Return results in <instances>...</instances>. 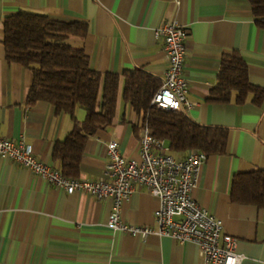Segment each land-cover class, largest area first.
Wrapping results in <instances>:
<instances>
[{"label": "crops", "instance_id": "obj_1", "mask_svg": "<svg viewBox=\"0 0 264 264\" xmlns=\"http://www.w3.org/2000/svg\"><path fill=\"white\" fill-rule=\"evenodd\" d=\"M21 10L85 22L86 35H71L68 42L85 48L93 68L121 74L116 116L90 136L80 163L77 177L91 180L105 176L107 145L115 135L126 157L140 156L146 126L123 99L124 71L143 68L163 83L168 57L156 31L167 21L188 27L184 71L192 105L184 109L193 120L229 132L226 152L207 154L193 194L222 219L223 234L237 238L236 250L244 256L240 264H264V206L233 202L230 193L234 174L264 169V102L211 98L222 58L234 52L247 61L252 82L264 87V28L249 0H0V135L24 138L39 159L61 167L53 149L72 131V116L46 100L28 105L34 71L6 57L3 21ZM76 114L84 120L87 111L79 107ZM112 204L109 197L69 193L0 157V264H206L195 242L155 233L143 240L111 228ZM158 206L159 198L138 186L124 203L123 218L157 228Z\"/></svg>", "mask_w": 264, "mask_h": 264}, {"label": "trees", "instance_id": "obj_2", "mask_svg": "<svg viewBox=\"0 0 264 264\" xmlns=\"http://www.w3.org/2000/svg\"><path fill=\"white\" fill-rule=\"evenodd\" d=\"M249 2L257 25L264 28V0ZM3 27L7 59L34 71L27 104L46 100L57 112L71 114L73 129L64 140L55 143L53 157L61 162L64 175L79 176L90 136L111 124L116 116L121 74L93 68L85 48L68 42L71 35H86L85 22H67L21 10L7 15ZM123 76V99L140 115L142 126L147 125L154 136L168 140L173 152H226L227 127L201 124L184 108L168 110L151 104L161 78L143 68L125 70ZM234 97L237 103H244L249 97L258 105L264 102V87L252 82L248 63L238 52L223 56L218 82L211 91L214 101L227 103ZM79 107L87 111L84 120L77 117ZM230 193L233 202L264 206V169L234 174Z\"/></svg>", "mask_w": 264, "mask_h": 264}, {"label": "built area", "instance_id": "obj_3", "mask_svg": "<svg viewBox=\"0 0 264 264\" xmlns=\"http://www.w3.org/2000/svg\"><path fill=\"white\" fill-rule=\"evenodd\" d=\"M156 34L164 37L168 67L151 104L168 110L191 106L184 71L190 37L188 27L167 21ZM171 151L168 140L154 136L147 125L139 158L126 157L115 135L107 145L105 176L91 180L64 175L61 167L39 159L22 137L13 139L0 135V157L10 158L69 193L82 191L98 198H111L113 204L108 220L111 228L139 235L143 240L155 233L171 236L181 243L195 242L206 264H240L244 256L236 250L237 238L223 234L222 219L193 194L207 153L194 149L185 157L177 158ZM138 186H146L159 198L154 214L157 228L131 224L123 218L124 203Z\"/></svg>", "mask_w": 264, "mask_h": 264}, {"label": "rangeland", "instance_id": "obj_4", "mask_svg": "<svg viewBox=\"0 0 264 264\" xmlns=\"http://www.w3.org/2000/svg\"><path fill=\"white\" fill-rule=\"evenodd\" d=\"M171 152H173V151H171ZM173 154H175V152H173Z\"/></svg>", "mask_w": 264, "mask_h": 264}]
</instances>
